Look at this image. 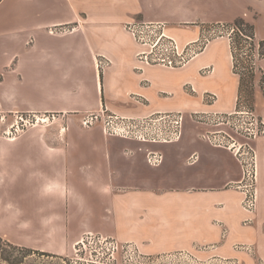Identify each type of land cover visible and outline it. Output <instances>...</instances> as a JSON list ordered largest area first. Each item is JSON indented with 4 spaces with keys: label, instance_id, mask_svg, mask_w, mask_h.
Returning a JSON list of instances; mask_svg holds the SVG:
<instances>
[{
    "label": "crops",
    "instance_id": "crops-1",
    "mask_svg": "<svg viewBox=\"0 0 264 264\" xmlns=\"http://www.w3.org/2000/svg\"><path fill=\"white\" fill-rule=\"evenodd\" d=\"M263 6L264 0H0L1 128L15 113L57 115L13 138L0 134V237L53 255H68L87 234L135 242L147 253L205 242L231 255L232 244L250 240L264 261V135L253 142L258 201L245 224L236 188L241 163L207 139L231 131L192 116L234 111L239 91L228 39H204L199 24L241 17L264 41ZM132 20L162 23L178 44L199 38L203 47L181 67L139 64L141 46L124 27ZM261 74L264 57L252 102L264 123ZM204 92L216 94L213 104ZM101 110L182 111L187 118L178 140L144 142L80 125L83 114ZM148 151L161 153L162 162L150 164Z\"/></svg>",
    "mask_w": 264,
    "mask_h": 264
},
{
    "label": "built area",
    "instance_id": "built-area-1",
    "mask_svg": "<svg viewBox=\"0 0 264 264\" xmlns=\"http://www.w3.org/2000/svg\"><path fill=\"white\" fill-rule=\"evenodd\" d=\"M125 29L133 36L134 40L141 46L137 53V61L140 64H157L168 68L184 66L189 60L194 58L198 51L203 47L204 41H189L184 45L165 33L164 25L159 22H148L143 20H133L127 22ZM231 32L228 35L219 33L214 37H226L231 44ZM204 39H208L203 36ZM247 45L240 49L241 54H247ZM256 53L258 49L253 50V64L256 63ZM206 72L212 70L207 66ZM190 91H194L191 84H186ZM203 99L206 103H213L216 100V94L204 92ZM241 115L239 120H231L233 114ZM194 115L196 120L213 121L215 123H225L230 133L223 130H216L207 134V139L216 146H223L232 150L239 159L243 176L238 183L241 194V207L246 212L245 221H251L257 209V162L256 152L248 141L238 142L235 133L243 136L245 139L253 140L260 135H264V123L258 120L252 109L244 107L239 111L230 114L221 115L217 112L207 114L204 111H196ZM55 119V114H35V113H15L13 120L7 124L1 131V135L13 138L22 132L38 124H50ZM0 120H4V115H0ZM183 114L180 111L175 112H157L147 116H123L114 112L100 111L88 112L81 116L80 125L82 127H91L100 124L103 130L108 134L119 135L127 138L136 139L144 142H173L180 138L182 132ZM233 130L235 133H233ZM163 160L161 153L149 152L147 161L152 165H158ZM92 234H87L80 240V244L95 240ZM98 240V239H97ZM104 240V239H103ZM78 249V248H77Z\"/></svg>",
    "mask_w": 264,
    "mask_h": 264
},
{
    "label": "rangeland",
    "instance_id": "rangeland-1",
    "mask_svg": "<svg viewBox=\"0 0 264 264\" xmlns=\"http://www.w3.org/2000/svg\"><path fill=\"white\" fill-rule=\"evenodd\" d=\"M125 25H124V27H125ZM199 26L201 29L205 30L204 36L206 38H212V37L218 35L219 33H222V35L226 36L231 32V29H233V32L231 33V36H232V35H234V32H235L234 29L238 31L237 27L231 25L230 22L199 24ZM254 32H255V30H254ZM167 35L170 37H173L169 34H167ZM136 43L138 44V42H136ZM257 49H258V47H257ZM137 53H136V56H137ZM259 59H260L259 55L256 53V63H255L256 69H257V61ZM99 63L101 65H103L106 63V60L100 59ZM144 65H150V64H144ZM260 87L262 89V92L264 93V90H263L261 83H260ZM240 98H243V97L241 96ZM213 103H207V104L211 105ZM239 105H240L239 107H237L238 105L236 106L234 111H237V110L239 111V109L241 110L244 107L249 108V107H247L246 103L244 104L243 102H240ZM252 110H253L255 116L257 117V119L262 120L259 117V115L257 114V112L254 109H252ZM102 111L111 112L109 110H101V112ZM234 111H232V112H234ZM97 112H100V111H97ZM168 112H175V111H168ZM180 112L183 114V120H185L184 118L185 117L187 118V114L185 112H182V111H180ZM232 112H230V113H232ZM154 113H157V112H154ZM154 113H152V114H154ZM230 113H227V114H230ZM207 114H209V113H207ZM0 115H4V114L0 113ZM148 115H150V114H148ZM221 115H226V114H221ZM144 116H147V115H144ZM192 116L195 120H196V118H198L197 116L194 115V112H193ZM231 117H232L231 120L241 119V115H238L237 113L231 115ZM13 118H14V114H13L12 120H13ZM56 118H57V115H55V119ZM6 122H7L6 116L4 115V120L3 121L0 120V134H1V131L3 129L1 127H3L4 124H6ZM1 124H3V126H1ZM43 124H45V123H43ZM98 125H100V124H98ZM102 129H103V127H102ZM233 133H235L234 130H233ZM260 136H263V135H260ZM235 137H236L237 141L239 140L238 142L248 141L249 144L252 146L253 150L256 152V149H255L253 142L258 137L253 139V140H249L247 138L245 139L241 135H237L236 133H235ZM149 152H155V151H148L146 154V160H147V155ZM157 153H159V152H157ZM256 162H257V189H258L257 152H256ZM238 185L239 184H236V188H237L238 192L240 193V189L238 188ZM240 201H241V199H240ZM257 201H258V198H257ZM253 220H254V217L251 219V221L246 222L244 220V223L245 224H251L253 222ZM94 236L95 237L97 236V238H95V240H92L89 242H84V244H80V247L78 246V243L80 242L79 241L74 246V250L71 253H69L68 255H52V256L32 255L28 259L26 264H264V261L260 257H258V254L256 251L257 247L255 246V243L251 242L250 240L247 242H237V243L232 244L231 248L233 250L234 255L233 254L224 255V254L219 253V251H218L219 247L217 244H214V243H205L204 242L202 244L193 246L191 248H186V249L185 248L184 249H176V250L167 251V252H160V253H147V252H143L142 249L140 248V246L138 244H136L135 242H120V241L116 240L115 238H111V237H104V236H99V235H94ZM1 264H5V263L2 262Z\"/></svg>",
    "mask_w": 264,
    "mask_h": 264
},
{
    "label": "trees",
    "instance_id": "trees-1",
    "mask_svg": "<svg viewBox=\"0 0 264 264\" xmlns=\"http://www.w3.org/2000/svg\"><path fill=\"white\" fill-rule=\"evenodd\" d=\"M236 26L238 31L234 29L230 49L233 59V71L239 77V91L237 99V107L240 102L246 103L247 107L254 109V83L253 76L257 70L253 64V50L258 47L259 58L264 57V41L256 40L253 24L246 22L243 18L238 17L230 22ZM235 27V28H236ZM241 33V34H240ZM247 45V54L243 55L240 49ZM260 83L264 90V75L261 74ZM243 98H240V97ZM245 98V99H244ZM243 101H242V100ZM249 103V104H248ZM32 255L52 256L53 254L34 250L25 246L15 245L6 239L0 237V264H26Z\"/></svg>",
    "mask_w": 264,
    "mask_h": 264
}]
</instances>
